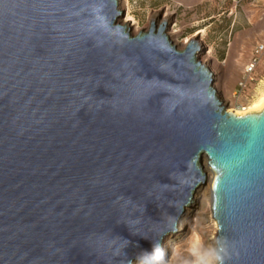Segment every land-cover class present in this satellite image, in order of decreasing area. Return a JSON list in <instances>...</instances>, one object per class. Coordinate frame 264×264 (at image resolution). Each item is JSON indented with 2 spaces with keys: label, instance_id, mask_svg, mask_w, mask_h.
<instances>
[{
  "label": "water",
  "instance_id": "water-1",
  "mask_svg": "<svg viewBox=\"0 0 264 264\" xmlns=\"http://www.w3.org/2000/svg\"><path fill=\"white\" fill-rule=\"evenodd\" d=\"M119 0H0V264H153L211 178L225 264H264V107Z\"/></svg>",
  "mask_w": 264,
  "mask_h": 264
},
{
  "label": "rangeland",
  "instance_id": "rangeland-1",
  "mask_svg": "<svg viewBox=\"0 0 264 264\" xmlns=\"http://www.w3.org/2000/svg\"><path fill=\"white\" fill-rule=\"evenodd\" d=\"M126 1L137 20L131 29L132 35L148 32L144 29H150L153 20L158 25L166 9L172 15L167 33L177 48H183V41L190 34L204 30V46L199 58L210 56L208 68L215 74L214 86L223 104L227 109H240L250 104L264 79V0ZM177 30L175 35L170 34ZM211 175L208 170L209 180L203 185L201 195L183 214L185 231L177 242L186 236L193 223L204 247L213 234L218 235L219 226L215 230L214 221L217 220L212 213L211 197L207 200L204 196ZM185 255L188 256L186 261L191 263L188 252ZM140 262L142 260L136 264Z\"/></svg>",
  "mask_w": 264,
  "mask_h": 264
},
{
  "label": "bare ground",
  "instance_id": "bare-ground-1",
  "mask_svg": "<svg viewBox=\"0 0 264 264\" xmlns=\"http://www.w3.org/2000/svg\"><path fill=\"white\" fill-rule=\"evenodd\" d=\"M119 8L125 12L124 18L120 19L122 25H126L131 30L137 24V20L134 17V15L132 13H130L131 8H130L129 3L127 1L124 2V0H119ZM171 16H172L171 13H169V11L166 9V12H164L162 19H160L158 21V25H162L165 21H167L166 25L168 27L169 26V20L171 21V18H172ZM149 30L150 29H148V27L144 29V31H149ZM177 32H178V30L172 31L170 34L175 35V33H177ZM203 35H204V30H199V31H196V32L190 34L187 37V39L185 41H183V48H180V49L186 48L193 40L199 42L201 44V46L203 47L204 46V41L202 40ZM209 58H210L209 55H205L202 59H200V61L203 65L209 66ZM263 107H264V79L261 81L260 86L257 88V92H256L255 97L253 98V100L250 102V104L248 106L241 107L240 109H228V110H229V112H232L236 115H241V114L249 113L251 111H258V110L262 109ZM211 174L213 175L212 172H211ZM208 178H209V176H208ZM207 188H208V190L204 191V194H205L204 196L207 198V200H208V198L210 200V197H211V181H210V185ZM202 189H203V186H201L197 189V191L194 195V202L193 203H196V201H197L196 197L199 198V196L201 195L200 193H201ZM184 222H185V216L180 217V219L178 220L177 229L174 232H171L168 236H166L164 238V241H163L161 248L166 253L165 259L167 260V264H184V261H186V258L188 257L187 255H185V253L188 252L187 249H188L189 239L192 237L193 233H196L199 236L197 229L194 228V225H193L194 223L191 222V224L193 223L192 227L190 228V230L188 231L186 236H184L181 241L177 242L179 236H182L183 231H185L184 224H183ZM214 226H215V230H216L218 228V225H217V222H215V221H214ZM216 237H215V234H213V236H211L208 239V242L206 243L205 248L215 247L216 241H213V240H215ZM177 250L179 252L178 255H177ZM188 255L192 258V260L194 259L189 254V252H188ZM143 261L144 260H142V262H140L138 264H145V261L144 262ZM146 263L150 264L148 262H146ZM189 264H191V263H189Z\"/></svg>",
  "mask_w": 264,
  "mask_h": 264
},
{
  "label": "clouds",
  "instance_id": "clouds-1",
  "mask_svg": "<svg viewBox=\"0 0 264 264\" xmlns=\"http://www.w3.org/2000/svg\"><path fill=\"white\" fill-rule=\"evenodd\" d=\"M187 251L194 258L191 264H225L226 257H229V246L226 239L218 241L215 247L205 248L196 233H193L189 239ZM165 257L166 253L162 248L158 246L153 248V264H167ZM184 264H189V262L184 261Z\"/></svg>",
  "mask_w": 264,
  "mask_h": 264
}]
</instances>
